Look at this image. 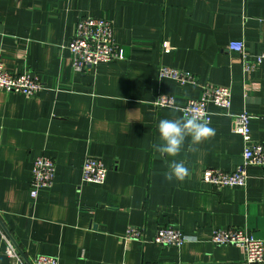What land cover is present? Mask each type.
<instances>
[{
    "label": "crops",
    "instance_id": "0c3cea01",
    "mask_svg": "<svg viewBox=\"0 0 264 264\" xmlns=\"http://www.w3.org/2000/svg\"><path fill=\"white\" fill-rule=\"evenodd\" d=\"M83 16L111 21L124 59L81 73L64 48ZM242 41L250 59L264 52V0H0V58L14 73L31 71L44 88L31 97L0 91V230L32 264L36 254L61 264H244L241 248L214 245L213 228L244 227L264 242V170L248 167L245 187L214 188L204 167L230 171L242 163L244 142L232 115H250L249 143L264 146V60L243 72ZM161 66L187 70L195 83L158 78ZM231 89L228 114L210 105L214 134L176 156L160 155L156 124L177 108L155 106L158 94L176 106L200 96L205 84ZM246 97L243 98V93ZM89 154L102 159V184L83 182ZM53 159L49 188L29 194L32 162ZM187 167L166 180L168 164ZM161 224L188 236L180 247L152 241ZM129 226L142 239L125 237ZM0 250V264H12ZM256 264H264V261Z\"/></svg>",
    "mask_w": 264,
    "mask_h": 264
},
{
    "label": "built area",
    "instance_id": "2783aa9c",
    "mask_svg": "<svg viewBox=\"0 0 264 264\" xmlns=\"http://www.w3.org/2000/svg\"><path fill=\"white\" fill-rule=\"evenodd\" d=\"M71 53L72 68L77 72H87L97 65L124 59L122 49L113 37L111 21L102 17L83 16L76 24L75 31L68 43L63 46ZM228 49L236 52L241 58L242 71L249 73L264 60V52L250 59L245 52L242 41L232 40ZM158 78H168L181 84L195 83L194 75L187 71L171 66H161ZM44 88L43 82L31 71L14 73L8 70L0 58V91L20 93L26 97ZM246 97L244 90L243 98ZM155 106H168L185 112L202 115L206 121L211 119L210 105L219 109L221 114H228L231 106V89L225 85L205 84L199 97L190 98L182 106H176L174 97L169 94H158L154 100ZM251 115L245 110L232 115L233 132L240 135L244 147L242 163L230 171L216 167H204L201 180L214 188L245 187L248 179V167L260 166L264 170V146L260 143H249V123ZM55 163L52 158L39 155L34 158L29 181V194L35 199L40 189L49 188L54 180ZM107 168L99 157L87 154L81 168V180L94 184H102L106 178ZM125 237L142 239V231L135 226H129ZM152 241L159 246L180 247L188 241V236L172 224H161L157 227ZM210 242L214 245H232L243 250L244 264H256L264 261V242L254 233H249L244 227L213 228ZM4 252L12 264H27L18 253L15 246L5 233L0 230V250ZM32 264H61L55 256L36 254ZM121 264H126L121 262Z\"/></svg>",
    "mask_w": 264,
    "mask_h": 264
},
{
    "label": "clouds",
    "instance_id": "9594fccd",
    "mask_svg": "<svg viewBox=\"0 0 264 264\" xmlns=\"http://www.w3.org/2000/svg\"><path fill=\"white\" fill-rule=\"evenodd\" d=\"M156 131L160 143L151 147L160 155L176 156L185 145L186 139H190L189 145L192 151H196V145L207 140L214 134V129L209 126L202 115L183 113L176 119L162 118L156 124ZM168 171L164 173L166 180H182L187 175V167L184 163L172 160L168 164Z\"/></svg>",
    "mask_w": 264,
    "mask_h": 264
},
{
    "label": "water",
    "instance_id": "95a60500",
    "mask_svg": "<svg viewBox=\"0 0 264 264\" xmlns=\"http://www.w3.org/2000/svg\"><path fill=\"white\" fill-rule=\"evenodd\" d=\"M6 234V233H5ZM7 235V234H6ZM8 236V235H7ZM12 241V240H11ZM26 261V260H25Z\"/></svg>",
    "mask_w": 264,
    "mask_h": 264
}]
</instances>
